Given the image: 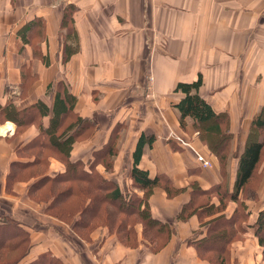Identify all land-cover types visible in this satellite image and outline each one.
Here are the masks:
<instances>
[{"label": "crops", "instance_id": "crops-1", "mask_svg": "<svg viewBox=\"0 0 264 264\" xmlns=\"http://www.w3.org/2000/svg\"><path fill=\"white\" fill-rule=\"evenodd\" d=\"M199 77L198 94L228 123L225 165L202 144L191 118L179 124L174 105L184 93L176 85ZM58 104L66 110L57 113ZM262 107L264 0H0V198L9 199L10 213L22 205L33 214L28 250L16 264L42 255L43 264H219L200 256L195 243L205 236V222L231 216L237 201L178 215L190 202L192 182L234 190L248 142L264 138L253 125ZM142 134L154 139L137 167L159 177L148 197L150 214L171 231L160 247L140 221L134 230L100 226L82 236L44 214L52 197L32 199L33 189L68 184L59 179L68 164L76 174L102 176L104 190L122 174L132 183ZM191 142L209 166L196 162ZM20 172L28 173L25 180ZM248 185L246 196L238 194L247 216L234 223L223 264H264L255 229L264 209V145ZM209 204L217 207L220 199L211 194Z\"/></svg>", "mask_w": 264, "mask_h": 264}, {"label": "trees", "instance_id": "trees-1", "mask_svg": "<svg viewBox=\"0 0 264 264\" xmlns=\"http://www.w3.org/2000/svg\"><path fill=\"white\" fill-rule=\"evenodd\" d=\"M68 17L69 14L66 12L64 20L68 19ZM200 84L201 77L191 83H178L176 85L175 91L184 93L183 98L174 105L179 112V124L183 128L186 125V119L188 117L191 118L202 144L207 146V148L217 156L221 164L225 165L230 153V140H227V138L230 137V134L228 133V123L222 114H216L210 105L198 94ZM61 105H57V113L64 109L66 110V107L63 108ZM253 125L254 128L256 127L257 129H262V131H264V107L260 109L258 115L255 117ZM262 136L264 137V135ZM153 139V137H150L148 140H145L143 139V134L140 136L133 152L134 165L129 172L133 187L142 190V196L138 197L133 191L131 192L130 189H127V191H121L118 187H115L109 194L110 199H104V195H102L101 192H105L107 189H102L101 183L98 182V179L100 182L104 181L102 176L99 174H90L89 176L87 172L83 171L81 174H76V166L68 164L66 173H63L62 176L59 177L60 180H66L68 183L67 187L60 191L55 197H52V199L55 200L59 198V196L65 197L69 195H79L75 190L80 191L85 199V205L82 209V214L84 215L75 222H79L80 224L89 222V216H95L97 218L96 211H99V207L101 208L105 201H107L105 205H108L109 203L114 205V202L119 200L120 202H125L126 207L127 204H129L130 208H134L133 211H130L132 214L127 215L125 212H117L115 215H112V217H110V214H107L108 218H112L110 226L112 227L116 225L119 221L117 225L120 227L125 228L127 224L130 225L129 230H134L133 226L136 222L140 221L143 225V233L145 237L151 240H156L157 247H160L169 238L171 231L167 224H163L152 217L148 207V197L152 193L153 187L158 184L159 177L149 178L146 171L137 167L144 145H151ZM263 145L264 138L248 142L244 153L239 159L235 186L232 192H228L227 184H217L213 188L206 190L201 189L195 182H192L191 184V199L189 203L182 207L178 215V218L180 219H184L190 213H198L201 215V213L205 214L206 210L208 212L220 210L225 207L227 202L231 199L238 203L231 216L226 217L224 215H218L205 222L207 225L205 236L200 238L197 243L194 242L198 248L200 256L210 262L219 264L224 263V257L226 258L227 255V245H229L236 236V232L234 231L235 233H233L232 231L233 225L239 216L242 219L247 216L244 208L245 204L238 199V194L243 192V196L247 195V188L249 187L248 182L252 177L256 165L260 161ZM68 146L69 143H67V141L66 143H63L65 151L68 149ZM198 163L200 162L198 161ZM174 192L176 193V190ZM168 193L170 194L171 191H168ZM211 194H214L220 199V204L217 207H212V205L209 204ZM133 201H135V205L133 204ZM141 205H143V207H141ZM207 206L209 208H207ZM123 214L124 216L119 219V215ZM115 228L119 229L117 227ZM255 229L260 242H263L264 209L259 213ZM23 234L24 237L22 238L21 235ZM28 244L29 237L26 230L20 227V225L11 218L2 217L0 219V253L21 252L19 253V257L10 264L18 263L25 256L28 250ZM46 257L47 255H42L30 264H43ZM52 262H54L53 259L47 261V263L50 264H52Z\"/></svg>", "mask_w": 264, "mask_h": 264}, {"label": "rangeland", "instance_id": "rangeland-1", "mask_svg": "<svg viewBox=\"0 0 264 264\" xmlns=\"http://www.w3.org/2000/svg\"><path fill=\"white\" fill-rule=\"evenodd\" d=\"M212 137V136H210ZM181 143H183L182 141H180ZM179 142V144H181ZM189 146L193 149L192 146V142L189 143ZM198 148V146H197ZM195 150V149H193ZM197 151H192L194 158L197 162ZM208 160V159H206ZM210 161V160H208ZM20 175V179L25 180V178L28 176V173H19ZM125 174L119 175V177H114V181H112L111 183H107V190L105 192H101L102 195H104V199H110V193L111 191L115 188V186L121 183V187L120 189H123L125 191H127V189H130L131 192L133 191V189L131 188L132 183L130 181H125L127 176H124ZM98 182L100 183V180L98 179ZM127 184V185H126ZM47 189L46 190H35L33 189L31 191V196L32 199L34 200V202L36 201V203H38L39 201H45L48 198L51 197H55L60 191L64 190L67 187L66 183L63 184H58V185H54V184H48L46 185ZM76 193H78L79 195H69V196H59V198L55 199L54 201H51V203L49 204V207L47 208V210H45V215L49 216V217H53V218H59V222L62 223L63 225H67V226H71L72 229L75 228L76 231H78V234H82V236L87 235V232L90 229H94L100 226H106L108 227L110 230H114L115 227L119 228V229H124V227H120L119 225H117L119 223V221L117 222L116 225L114 226H110L111 225V221L112 218H108L107 214H110L112 217V215H115L117 212H122L124 213L125 211H127V215H131L132 213H129L130 211H133L134 208H130V205L126 204L125 202H120L119 201H115L114 205L112 204H108L105 205V203L103 204V206H101V208L99 207V211H96L97 213V218L96 219H91L92 221H89L87 223H73V219L74 217H82L84 214H82V209L84 207V203H85V199L82 196L83 194L80 191L75 190ZM107 194V195H106ZM85 196V195H84ZM119 202V203H118ZM134 205H135V201H133ZM122 203V204H121ZM21 206V207H20ZM114 206V207H113ZM123 206V207H122ZM10 201L9 199H2L0 198V219L2 217H7V218H11L12 220H14L15 222H17L20 227H22L24 230H26V232L28 233V213H30L28 211V209H24V207L22 205H18L17 209L13 212L10 213ZM20 207V208H19ZM137 207V206H135ZM122 209V210H120ZM9 214V215H8ZM31 215H33L32 213H30ZM20 215V216H18ZM123 215H119V219L121 217H123ZM37 217V216H36ZM95 217V216H94ZM15 218H18L15 219ZM76 222V221H75ZM33 226H37L38 225V221L36 222H32L30 223ZM84 224V225H83ZM127 225V224H126ZM21 237H24V234L21 235ZM25 245V243H24ZM19 253L21 252H4V253H0V264H10L12 262H14L18 257H19Z\"/></svg>", "mask_w": 264, "mask_h": 264}, {"label": "built area", "instance_id": "built-area-1", "mask_svg": "<svg viewBox=\"0 0 264 264\" xmlns=\"http://www.w3.org/2000/svg\"><path fill=\"white\" fill-rule=\"evenodd\" d=\"M196 155H197V160L201 163L202 167H207L210 165V162L206 160V158L202 154L197 153Z\"/></svg>", "mask_w": 264, "mask_h": 264}]
</instances>
